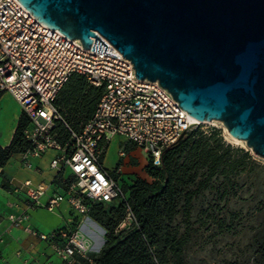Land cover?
Instances as JSON below:
<instances>
[{"label": "built area", "instance_id": "built-area-1", "mask_svg": "<svg viewBox=\"0 0 264 264\" xmlns=\"http://www.w3.org/2000/svg\"><path fill=\"white\" fill-rule=\"evenodd\" d=\"M98 35L108 44L106 52L117 56L92 50L94 37L90 48H84L80 38L70 39L48 26L19 0H0V93H10L28 119L24 136L30 147L22 153V161L31 168L33 158L53 152L51 183L26 180L18 187L30 208L55 210L65 202L74 213L88 215L92 203L126 202L120 178L103 163L114 137L135 143L158 165L163 150L184 131L202 127L203 121L188 114L158 80L137 78L131 60ZM73 73L103 88L92 117L76 128L55 102ZM60 123L66 136L58 129ZM119 155L128 157L124 146ZM125 217L128 227L136 221L130 208ZM27 218L26 211L10 215L13 225ZM24 229L49 241L67 264L93 262L94 245L80 224L51 232H39L30 224Z\"/></svg>", "mask_w": 264, "mask_h": 264}, {"label": "water", "instance_id": "water-1", "mask_svg": "<svg viewBox=\"0 0 264 264\" xmlns=\"http://www.w3.org/2000/svg\"><path fill=\"white\" fill-rule=\"evenodd\" d=\"M19 1L84 48L94 37L92 50L111 54L103 35L137 78L158 80L188 114L223 121L264 157V0Z\"/></svg>", "mask_w": 264, "mask_h": 264}, {"label": "trees", "instance_id": "trees-1", "mask_svg": "<svg viewBox=\"0 0 264 264\" xmlns=\"http://www.w3.org/2000/svg\"><path fill=\"white\" fill-rule=\"evenodd\" d=\"M102 93L103 88L92 85L85 75L73 73L55 102L65 120L76 128L92 117ZM27 122L22 114L10 143L0 144L1 167L14 153L29 149L30 143L24 136ZM58 129L63 136L67 135L63 123ZM249 163H255L249 150L227 143L219 127L199 126L187 131L163 150L160 164L148 159L144 169L150 179L137 177L131 184L121 182L127 193L126 202L121 200L109 211L104 202L92 203L93 217L107 229L108 241L93 254V262L86 264H189L185 253L192 238L196 199L219 179L233 189L235 178ZM4 186L8 188L6 181ZM224 192L227 195L232 190L225 188ZM128 208L136 221L116 234ZM218 224L222 228L224 218ZM247 247L252 250L248 257L224 259L219 264H264V222Z\"/></svg>", "mask_w": 264, "mask_h": 264}, {"label": "rangeland", "instance_id": "rangeland-1", "mask_svg": "<svg viewBox=\"0 0 264 264\" xmlns=\"http://www.w3.org/2000/svg\"><path fill=\"white\" fill-rule=\"evenodd\" d=\"M20 104L12 95H5L0 101V112L3 119L15 116ZM24 114L21 109V115ZM13 119V118H12ZM216 126L222 131L224 140L234 147H243L249 150L255 163H249L244 172L235 178L234 188L222 184V179L217 180L214 185L204 191L195 201L192 213V230L190 246L186 250V259L189 264H219L224 259L248 257L252 250L247 247L255 230L264 222V157L258 155L245 143L237 142L229 137L223 121L202 122V127L208 129ZM119 137V136H118ZM123 138V137H122ZM120 146H124L127 151L131 150L132 143H126L114 138L111 140L104 157V163L111 167L115 161ZM135 160L131 159L130 166L125 172H113V175L123 176V184H131L137 177L145 176L150 179L145 172L143 160L147 153L137 147ZM225 188L232 190L231 194H225ZM121 200L105 203V209L109 211L112 206H117ZM224 218L225 224L219 227L218 220ZM126 219V217L124 218ZM123 219V220H124ZM123 227L118 225L116 234L126 229L130 223ZM83 222H91L97 226L103 238V244L108 241V231L103 223L93 217L92 211L84 215ZM104 236V237H103ZM94 244V254L98 247Z\"/></svg>", "mask_w": 264, "mask_h": 264}, {"label": "crops", "instance_id": "crops-1", "mask_svg": "<svg viewBox=\"0 0 264 264\" xmlns=\"http://www.w3.org/2000/svg\"><path fill=\"white\" fill-rule=\"evenodd\" d=\"M8 94L11 95L10 93H3L0 101ZM17 108L15 116L12 115L9 119H3L0 112V144L2 146L10 143L18 125L21 109L19 106ZM114 138L132 143L133 146L128 151V157L125 158L120 157L118 150L117 157L110 168L105 165L104 159L103 163L112 172L123 173L130 167L128 163L131 159L139 158L137 156L138 146L125 140L124 137L116 136ZM52 156L53 152L49 151L41 157L33 158V166L30 168L22 161V153H14L5 166H0V264H67L49 241L26 231L24 227L27 224L39 232H51L59 227L80 224L93 245L98 247L96 253L104 246L103 238L97 226L91 222H83L84 215L71 211L67 203L63 202L55 210L27 206L25 192L18 187H22L26 180H31L34 184L51 183L55 174L50 167ZM139 161L145 167L148 159L146 157ZM119 178L121 179L123 176L120 175ZM5 181L8 188L4 186ZM24 211L28 213V218L23 220L20 225H13L10 221V215H19Z\"/></svg>", "mask_w": 264, "mask_h": 264}, {"label": "bare ground", "instance_id": "bare-ground-1", "mask_svg": "<svg viewBox=\"0 0 264 264\" xmlns=\"http://www.w3.org/2000/svg\"><path fill=\"white\" fill-rule=\"evenodd\" d=\"M211 121H216V119H213V120H211ZM203 122H207V120H203ZM224 126H225V125H224ZM225 129H226V132L228 133V135H229L230 138H232L233 140H235V141H237V142L245 143V140H243V139H239V138L235 137L234 135H232V134L228 131V129H227L226 126H225Z\"/></svg>", "mask_w": 264, "mask_h": 264}]
</instances>
